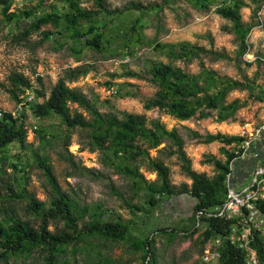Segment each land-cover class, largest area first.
Instances as JSON below:
<instances>
[{"label": "rangeland", "instance_id": "374dc122", "mask_svg": "<svg viewBox=\"0 0 264 264\" xmlns=\"http://www.w3.org/2000/svg\"><path fill=\"white\" fill-rule=\"evenodd\" d=\"M79 1L86 9H98L94 0ZM229 1L103 0L109 10L117 11L99 13L93 22H81L83 31L94 25L93 33L103 28L105 35L111 34L101 51L86 44L84 38H73L62 20L41 24L31 29L25 40H19V34L44 14H62L65 10L61 2L12 0L7 10L14 14L11 20L4 16L0 5V108H15L16 101L2 89L13 70L30 75L32 84L39 88L31 75L35 71L42 78L46 96L59 79H64L102 114L119 118L123 111L139 113L145 115L147 124L157 119L166 129L176 130L192 169L212 178L217 170L210 160L224 161L227 153L234 154L233 161L239 160L248 133L264 126V63L259 58H264V0H243L241 19L251 24V29L241 56L232 21L217 12ZM28 11L30 15L25 14ZM132 26L140 35L138 40L132 36ZM180 42L207 51L188 60L174 58L166 52L167 47H159ZM158 62L179 66L192 74L204 67L239 80L244 86L226 97V102L237 99L239 107L223 121L218 119L217 110L208 108L202 109L206 115L199 110L186 120L158 108L146 109L144 103L157 90L148 73L149 66ZM75 66H81L85 73L76 74L72 71ZM36 95L35 102L22 113L25 143H10L2 153L0 206L4 208V219L13 214L39 228L41 217L28 209V197L32 195L48 207L56 196L42 161L50 166L57 187L78 208H86L83 221L119 217L129 226L123 239L110 240L95 234L75 238L56 255L55 264H146L141 245L146 238L150 239L153 257L148 264H218L203 260L204 251L215 247L214 237L205 236V222L191 215L193 206L179 209L169 205L178 198L192 201L187 194L153 193L161 202L154 207L149 205L152 194L145 188L147 183L157 184L158 176L147 164L146 155L129 158L119 153L118 158H109L95 144L91 128L67 127L54 113L37 116L32 107L44 97ZM68 105L72 113L92 118L86 108L71 102ZM209 134L241 136L244 140L231 144L221 139L207 141ZM136 144L150 158L161 160L168 167L169 182L175 189L191 183L171 140L165 138L154 148L142 139ZM123 164L136 167L145 180L124 174ZM47 223L53 232L65 229L60 219H49ZM81 227L80 220L78 229ZM47 255L45 248L36 247L27 254L0 257V264H48Z\"/></svg>", "mask_w": 264, "mask_h": 264}, {"label": "trees", "instance_id": "16d2710c", "mask_svg": "<svg viewBox=\"0 0 264 264\" xmlns=\"http://www.w3.org/2000/svg\"><path fill=\"white\" fill-rule=\"evenodd\" d=\"M11 1L0 0L2 13L8 20L14 17L13 13L7 12ZM56 1L63 3L65 11L59 15L55 13L44 14L33 22L29 26V29L19 34V40H25L29 36L30 30L39 28L41 24L62 20L73 38H84L85 43L92 48L97 51L104 50L111 34L105 35V29L103 28L93 33L96 29L94 25H90L87 31H83L81 22L83 20L93 22V17L99 13L105 15L114 13L117 10H109L103 0H94L98 7L97 10L82 7L79 0ZM244 5L243 0H230L227 4L217 9V12L222 17L231 20L233 23V31L239 42V56L247 48L245 39L251 29V24H245L241 19L240 9ZM25 14L30 15L31 11L25 12ZM135 28L132 26L130 29L132 30V36L135 37V40H138L140 35L135 31ZM89 34L92 35L86 38V35ZM159 47H167L166 52L174 58H186L188 60L200 52L207 51L205 48L192 45L189 42H180L176 45L169 44L167 46L160 45ZM72 71L76 74L85 73V70L81 66H75ZM31 73L34 76V81L39 86V88L34 89L37 94L36 96L44 97L41 103L34 104L32 107L37 116L44 117L50 113H54L60 116L67 127L80 126L91 128L92 139L109 158H118L119 153L129 158H135L139 154L146 155L147 164L158 176L157 184L150 182L147 183V187L145 188L152 194L148 200L151 207L157 206L161 202V199L155 198L153 193L165 196H171L176 192L184 193L195 201L191 215L196 218L195 212L198 210L208 211L223 201L227 191L226 174L230 171V162L234 154L227 153L224 161L218 159L210 160L213 162L217 173L212 178H209L204 173L192 169L190 159L186 156L183 149V141L176 130L166 129L157 119L150 120L149 124H147L148 121L145 115L139 113L123 111L119 118L112 114H102L94 108L86 96L78 90L69 87L64 79H59L51 88L49 95L46 96L41 76L33 70ZM148 73L157 90L144 103L146 109L158 108L180 120H186L194 116L199 110L203 114L204 111L202 109L208 108L210 110H217L218 119L223 121L230 118L239 107L237 99L226 102V97L231 91L242 88L244 86L243 83L231 77L219 75L214 70L202 67L198 74H192L179 66L158 62L152 63L149 66ZM7 81V85L2 84V89L15 101L18 99V94L23 88L33 86L30 75L14 70L8 75ZM34 102L35 100L30 106ZM70 102L86 108L92 118L89 120L78 112L72 113L68 105ZM165 138L171 140L176 146V152L182 160V168L191 179L190 184H183L179 189L171 186L168 167L161 160L150 158L136 144L137 140L142 139L150 148H154L162 143ZM41 139H43V136H41ZM216 139H221L226 144L244 140L241 136L224 134H209L206 136L207 141ZM25 141L26 130L23 124V116L13 118L8 111H4L0 118V165L3 160L2 153L8 144L17 142L23 145ZM40 164L48 175L56 196L51 199L48 207L32 195L28 197V209L36 216L41 217V224L38 229L30 226L27 222L15 217L13 214L4 219V208L0 206V257L7 258L9 255L16 253L27 254L33 248L40 247L45 248L48 252L46 257L47 263L55 264L56 255L62 252L70 241L81 237L83 234H95L110 240H118L125 237L129 226L119 217L102 221L99 219L90 222L83 221L86 208H78L77 204L57 187L48 164L42 161ZM121 171L130 177H138L141 180H145L138 169L129 164L121 165ZM261 209L264 211V200L261 203ZM49 219L62 220L65 229L60 232H53L48 228L47 221ZM199 219L205 222V236H212L214 238L219 236L221 238L218 264H244V252L236 245L231 244L226 238L231 222L214 216H202ZM80 220L82 221V227L78 229V222ZM259 241L260 238L256 235L255 245L258 249V255L260 258H263L264 252L260 247ZM141 245L145 250V263L148 264L153 258L150 239L146 238Z\"/></svg>", "mask_w": 264, "mask_h": 264}, {"label": "built area", "instance_id": "2783aa9c", "mask_svg": "<svg viewBox=\"0 0 264 264\" xmlns=\"http://www.w3.org/2000/svg\"><path fill=\"white\" fill-rule=\"evenodd\" d=\"M259 58L264 61V58ZM34 89L35 86L33 85L23 88L19 92L14 110L8 111L13 118H19L24 109L35 100ZM4 111L6 110L0 108V118ZM263 129L264 126L257 129L255 133H248L250 136L243 141V155L241 157L245 155L252 143L260 136ZM233 162L235 161L232 159L230 171L226 174L227 191L223 201L208 211L198 210L195 212V216L196 219L202 216H214L230 221L226 238L231 244L236 245L244 252V264H264V257H259L255 245L257 235L260 238V247L264 252V211L261 209V203L264 200V167L254 168L249 185L242 189H236L230 185V180L233 177ZM213 242L215 247L204 251L203 260L207 263L213 261L218 263L220 257L221 238L217 236Z\"/></svg>", "mask_w": 264, "mask_h": 264}, {"label": "crops", "instance_id": "0c3cea01", "mask_svg": "<svg viewBox=\"0 0 264 264\" xmlns=\"http://www.w3.org/2000/svg\"><path fill=\"white\" fill-rule=\"evenodd\" d=\"M258 166L264 167V131L252 143L245 155L232 164L233 177L230 180V185L236 189H242L248 186L251 180L252 172L254 168ZM190 202L191 200L186 201L184 197L169 202V205L173 208L184 209L190 204Z\"/></svg>", "mask_w": 264, "mask_h": 264}, {"label": "water", "instance_id": "95a60500", "mask_svg": "<svg viewBox=\"0 0 264 264\" xmlns=\"http://www.w3.org/2000/svg\"><path fill=\"white\" fill-rule=\"evenodd\" d=\"M194 205H195V201L192 200V201L190 202V206H193V207H194Z\"/></svg>", "mask_w": 264, "mask_h": 264}]
</instances>
